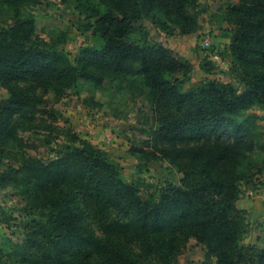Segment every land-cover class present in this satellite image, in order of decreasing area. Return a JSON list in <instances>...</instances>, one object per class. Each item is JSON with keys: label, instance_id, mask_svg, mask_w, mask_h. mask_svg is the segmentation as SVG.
<instances>
[{"label": "trees", "instance_id": "obj_1", "mask_svg": "<svg viewBox=\"0 0 264 264\" xmlns=\"http://www.w3.org/2000/svg\"><path fill=\"white\" fill-rule=\"evenodd\" d=\"M0 2L11 16L0 27V84L9 92L0 100V159L13 160L0 168V186L16 187L27 218L4 262L177 264L195 239L207 249L203 264H264V247L242 243L249 223L238 206L244 188L264 185L257 116L246 114L264 107V0H237L221 14L239 86L206 80L187 90L193 64L152 40L143 21L166 36L191 34L199 0H100L104 8L76 0L85 30L101 45L82 47L74 59L60 40L36 34L28 10L36 0ZM202 67L210 72L212 62ZM81 80H111L147 98L157 118L153 149L182 174L178 183L148 190L127 182L107 151L70 130L56 157L24 153L20 132L39 115H55L43 109L47 92L61 97Z\"/></svg>", "mask_w": 264, "mask_h": 264}, {"label": "rangeland", "instance_id": "obj_2", "mask_svg": "<svg viewBox=\"0 0 264 264\" xmlns=\"http://www.w3.org/2000/svg\"><path fill=\"white\" fill-rule=\"evenodd\" d=\"M235 1L199 0V27L191 34L166 36L150 21H143L151 32L152 40L163 42L176 55L193 64L185 90L206 80H220L239 86V80L231 70L232 61L228 57L230 40L224 35L228 24L221 18L229 4ZM95 2L101 8L105 7L100 0ZM7 9L0 2V27L8 26L11 22ZM28 10L35 14L36 34L48 42L60 40V47H64L71 59L76 57L82 47L101 45L100 40L85 30L86 17L76 8V0H36L28 5ZM205 39L210 41L208 46H205ZM205 60L212 62L210 72L202 67ZM8 96V89L0 84V100ZM46 99L49 104L43 109H53L55 115H39L32 130L20 132L26 144L24 153L27 155L45 161L56 157L68 144L66 133L70 130L107 151L119 163L122 176L127 182L138 181L151 185L148 190L161 187L169 181L179 182L182 174L153 149L151 131L157 118L152 104L145 96H132L111 80L101 84L81 80L76 86L66 89L61 97L50 89ZM246 114L257 116L260 144L257 152L264 156V107L255 106ZM45 125L55 128L50 129ZM19 152H16L17 157L20 156L17 154ZM155 152L158 154L155 155ZM12 161L0 159V168ZM23 206L24 202L15 186H0L2 262L5 260L2 255H7L11 246L24 238L27 218L24 217ZM238 206L247 211L249 223L242 243L261 249L264 247V185L257 190L244 188ZM206 252L205 245L192 239L184 247L177 264H203ZM213 260L215 263L216 259Z\"/></svg>", "mask_w": 264, "mask_h": 264}, {"label": "built area", "instance_id": "obj_3", "mask_svg": "<svg viewBox=\"0 0 264 264\" xmlns=\"http://www.w3.org/2000/svg\"><path fill=\"white\" fill-rule=\"evenodd\" d=\"M204 42H205V44H206L205 46H208V45L210 44V41H209L208 39H205Z\"/></svg>", "mask_w": 264, "mask_h": 264}]
</instances>
